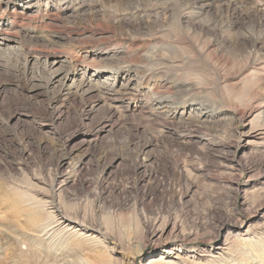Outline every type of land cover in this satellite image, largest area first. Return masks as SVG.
I'll return each mask as SVG.
<instances>
[{
    "label": "rangeland",
    "instance_id": "obj_1",
    "mask_svg": "<svg viewBox=\"0 0 264 264\" xmlns=\"http://www.w3.org/2000/svg\"><path fill=\"white\" fill-rule=\"evenodd\" d=\"M4 1L29 21L0 45V244L54 205L100 228L104 243L84 244L95 264L110 246L134 255L154 218L190 235L187 248L248 252L230 264L262 257L264 142L252 134L264 112L249 74L264 62L250 36L264 40L263 19L236 22L227 0ZM35 18L55 19L58 65L25 54ZM173 242L147 244L135 264Z\"/></svg>",
    "mask_w": 264,
    "mask_h": 264
},
{
    "label": "bare ground",
    "instance_id": "obj_2",
    "mask_svg": "<svg viewBox=\"0 0 264 264\" xmlns=\"http://www.w3.org/2000/svg\"><path fill=\"white\" fill-rule=\"evenodd\" d=\"M226 3L234 5L232 9L236 16V22L241 23L251 16L259 17L264 22V0H227ZM0 4H2L0 5L1 45L4 42L13 41L14 37L20 33L19 29L25 25L26 27L28 26L27 22L29 18L25 15L29 8H21L15 2L9 3L4 1ZM237 6H240L242 10H237ZM198 13V11H193L192 15ZM34 20L35 30L41 28V26L43 30H41L39 35L36 33V36L29 37L30 46L26 48V56L42 60L44 65H58L60 56L57 55L58 52L55 51V43L50 36L51 32L59 29L54 24L55 19H50L45 23L36 20V18ZM257 28L259 29V34L261 32L264 33V27L262 25L261 27L258 25ZM251 31H254V29ZM102 32L100 30L98 33L102 34ZM240 34L241 31L236 32L238 37ZM250 36L252 38L253 48L257 45H259L258 50H261L262 47L264 48V40L259 42L260 36H257L255 39L252 33H250ZM253 53L259 55L257 50H253ZM250 56L253 57L251 51L248 52L247 58L253 61ZM73 60L72 69L75 71L85 62L84 57L79 61L77 59ZM257 65L254 66V70L250 72L251 74L249 76L254 79L253 84L257 88L253 97L255 98V95H258L262 98V101L258 102V106L256 104V108L260 106L261 111L264 112V62H260ZM155 93H161L160 95H163V91H157ZM252 135L260 143L264 142V127L259 128ZM47 209H49L47 212L48 216L44 217L39 216V213L35 210L32 211L29 215L31 216V229L28 226L25 231L15 233L17 235L11 237L12 239L8 242L0 244V264H95L85 256V250L89 249L92 251V248L89 246L104 243V239L98 240L99 237L95 235V232L100 228L84 221V219L77 220L72 218L54 205L49 206ZM143 228L144 240L140 246L138 245L135 248L137 251L134 255L123 257L119 255L120 251L117 250V247L110 246L109 248L107 247V251L115 257L110 258L111 260L109 261H106L102 257H97V264H135V256L141 254L147 244L159 247L169 239H174L175 242L168 247H164L160 250V253L150 256L145 264H230L235 260L232 257L233 253L239 251L237 248L234 249L232 247L233 245L229 244V241L224 242L217 248H187L184 246L183 240L191 239L190 235L182 233L175 225L170 227L166 222L160 223L157 218L145 219L143 221ZM259 234L262 236L264 229L259 231ZM259 237L257 239H260ZM84 244H89V246H85ZM260 250L262 257L259 255L257 258H248L250 259L248 264H264V246ZM239 252L247 257V251L240 250ZM242 263L238 261L236 264Z\"/></svg>",
    "mask_w": 264,
    "mask_h": 264
}]
</instances>
